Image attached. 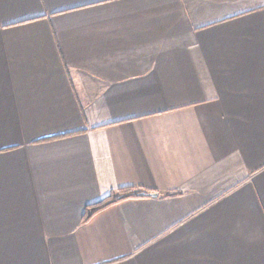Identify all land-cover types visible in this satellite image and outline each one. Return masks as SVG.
Segmentation results:
<instances>
[{
    "label": "crops",
    "instance_id": "1",
    "mask_svg": "<svg viewBox=\"0 0 264 264\" xmlns=\"http://www.w3.org/2000/svg\"><path fill=\"white\" fill-rule=\"evenodd\" d=\"M0 264H264V0H0Z\"/></svg>",
    "mask_w": 264,
    "mask_h": 264
},
{
    "label": "trees",
    "instance_id": "2",
    "mask_svg": "<svg viewBox=\"0 0 264 264\" xmlns=\"http://www.w3.org/2000/svg\"><path fill=\"white\" fill-rule=\"evenodd\" d=\"M136 195H138V194L130 193V189H119L118 192L116 193V195L115 194L110 195L109 197L101 200L98 203L87 206L83 219L84 220L88 219L93 214L102 210L103 208H105L106 206H108L112 203L118 202L119 200L127 198V197L136 196Z\"/></svg>",
    "mask_w": 264,
    "mask_h": 264
},
{
    "label": "water",
    "instance_id": "3",
    "mask_svg": "<svg viewBox=\"0 0 264 264\" xmlns=\"http://www.w3.org/2000/svg\"><path fill=\"white\" fill-rule=\"evenodd\" d=\"M142 194V193H141ZM150 195H152V196H155L156 194L155 193H149ZM148 194V195H149ZM143 195H147L146 193H144Z\"/></svg>",
    "mask_w": 264,
    "mask_h": 264
}]
</instances>
